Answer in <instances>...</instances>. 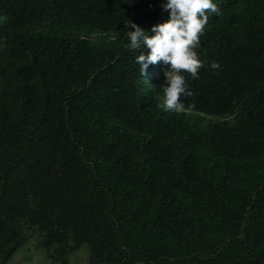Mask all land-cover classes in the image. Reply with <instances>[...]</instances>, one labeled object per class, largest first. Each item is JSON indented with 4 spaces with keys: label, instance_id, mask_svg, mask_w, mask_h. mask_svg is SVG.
Listing matches in <instances>:
<instances>
[{
    "label": "trees",
    "instance_id": "trees-1",
    "mask_svg": "<svg viewBox=\"0 0 264 264\" xmlns=\"http://www.w3.org/2000/svg\"><path fill=\"white\" fill-rule=\"evenodd\" d=\"M214 2L175 112L127 47L160 0H0V264L30 228L56 264H264V0Z\"/></svg>",
    "mask_w": 264,
    "mask_h": 264
},
{
    "label": "clouds",
    "instance_id": "clouds-1",
    "mask_svg": "<svg viewBox=\"0 0 264 264\" xmlns=\"http://www.w3.org/2000/svg\"><path fill=\"white\" fill-rule=\"evenodd\" d=\"M160 6L168 11V18L153 24L151 35L144 27L127 20V47L136 49L143 43L147 49L135 57L140 74L150 63H162L164 83L161 84L163 97L159 107L164 111L180 112L185 108L181 97L193 95L183 73L198 77V70L204 64L196 51L200 36L208 23V13L219 15L220 8L214 0H160ZM209 66L213 69L220 67L215 60L209 62Z\"/></svg>",
    "mask_w": 264,
    "mask_h": 264
},
{
    "label": "rangeland",
    "instance_id": "rangeland-1",
    "mask_svg": "<svg viewBox=\"0 0 264 264\" xmlns=\"http://www.w3.org/2000/svg\"><path fill=\"white\" fill-rule=\"evenodd\" d=\"M111 34L95 33L94 36L110 37ZM149 83H152L155 79L164 77V68L159 62L152 63L149 69ZM206 121L223 120L225 118H232L231 115L227 117L211 116L202 113H196ZM27 239L26 241L14 252L11 259L5 264H56L47 255V251L37 245L39 239V233L35 228L26 229ZM87 259V247L82 245L77 250L69 253L68 260L70 264H82Z\"/></svg>",
    "mask_w": 264,
    "mask_h": 264
}]
</instances>
